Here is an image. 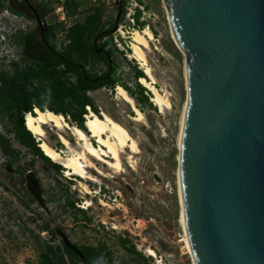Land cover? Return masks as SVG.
I'll use <instances>...</instances> for the list:
<instances>
[{
	"label": "rangeland",
	"instance_id": "374dc122",
	"mask_svg": "<svg viewBox=\"0 0 264 264\" xmlns=\"http://www.w3.org/2000/svg\"><path fill=\"white\" fill-rule=\"evenodd\" d=\"M80 1L83 3L78 15L73 18L66 15L63 20V16H59L56 11L60 5L59 0H28L35 12H43L41 7L44 6L45 17L40 23L32 11H28L27 15L21 12L20 0H0V73H13L10 62L19 60L22 52L18 37L26 33H35L39 37L42 28L47 26V21L64 23L65 28L54 39L57 49H63L66 30L76 21L82 22L91 8L102 4L99 0ZM142 2L150 7L146 24H149L151 32H156V35L152 32L155 40L147 53L148 63L157 79L155 86L170 100L171 109L160 110L151 99V106L139 105L136 101L145 120L135 122L130 118L134 115L130 106L116 99L117 86L89 91L88 96L98 109L99 116L108 114L122 124L137 141L140 149L135 155V169L124 158V171L119 174L92 158V162L102 168L107 176L90 170L98 178V183L74 176L67 177L63 169L57 171L49 163L34 156L12 133H6L17 159L11 165L10 156L4 155L0 150V264L39 262L44 243L54 246L63 244L57 230L64 232L77 247L97 248L104 244L105 252H110L113 260L109 264H156L155 258L146 253L148 248L155 251L159 261L163 258L162 264H193L184 248L178 193V139L183 106L187 99L184 76L186 56L173 39L162 1ZM11 9L23 15H16ZM117 13V7L108 9L104 6L103 21L107 28L116 19ZM121 24L125 25L124 22ZM121 24L112 32V41H108L106 49H112L113 52V77L119 78L121 83L128 85L136 93L134 67L142 72L143 69L137 60L128 55L132 52V34L137 29L121 28ZM97 44L99 48H103L104 41H98ZM127 46L130 51H127ZM24 65L21 64L22 67ZM95 69L97 72L104 70L101 65ZM149 95L152 96L151 91ZM5 124L8 125V122ZM46 131V141L54 148L57 149L58 143H61L59 138L64 135L72 146L80 150L78 139L69 130L59 131L53 126H46ZM5 132V125L0 120V133ZM90 140L96 145L92 136ZM62 146L58 150L69 155V150L63 144ZM29 172L39 182L44 205L36 200L27 186ZM78 181L87 184L93 195H83ZM68 200L75 203L76 209L67 206ZM86 200L92 202L91 207L85 206ZM82 206L88 210H84ZM45 226L49 229H43ZM114 226L117 228L114 229ZM125 240H128L126 247L123 245ZM131 247H135L146 260L136 261L128 251Z\"/></svg>",
	"mask_w": 264,
	"mask_h": 264
},
{
	"label": "water",
	"instance_id": "95a60500",
	"mask_svg": "<svg viewBox=\"0 0 264 264\" xmlns=\"http://www.w3.org/2000/svg\"><path fill=\"white\" fill-rule=\"evenodd\" d=\"M164 1L188 60L179 171L195 262L264 264V0ZM27 186L44 205L32 172Z\"/></svg>",
	"mask_w": 264,
	"mask_h": 264
},
{
	"label": "trees",
	"instance_id": "16d2710c",
	"mask_svg": "<svg viewBox=\"0 0 264 264\" xmlns=\"http://www.w3.org/2000/svg\"><path fill=\"white\" fill-rule=\"evenodd\" d=\"M20 1L29 4L28 0ZM82 3L80 0H65L63 6L67 11V16L72 18L77 16ZM3 6L2 2L1 7ZM41 8L43 12L37 11L38 20L45 17L44 6ZM147 9L149 10L150 7L147 6ZM11 11L23 15L19 11L12 9ZM140 15V13L136 15L137 27L142 30L147 24L140 21ZM103 17V4L91 8L82 22L76 21L66 30L65 46L61 50L57 49L54 39L58 32L65 28L63 22L47 21V26L42 28L39 37L35 33L21 34L18 37V42L22 46L20 59L10 62L13 66L12 74L4 71L0 73V120L4 123L6 131L4 134L0 133V150L4 155L10 156L11 165L16 162L17 154L6 138V133H12L16 140L32 151L34 156L49 163L57 171L63 169L43 154L39 141L26 128L25 115L27 113L35 115L36 108L43 112L49 110L55 114H61L69 124H74L73 126L89 134L85 126L87 107L99 115L98 109L88 96L89 91H96L102 87L121 86L139 105H152L149 101L151 99L149 91L137 83L140 78H146L141 69L134 67L136 93L131 87L121 83L119 78L113 77L115 72L113 52L112 49L107 50L106 47L113 36L115 20L107 28ZM123 19L124 11L118 25L123 22ZM152 32L156 35L154 30ZM102 40L104 46L99 48L97 42ZM127 48V51L131 50L129 46ZM22 63L25 64L23 67ZM98 65L104 68L103 76L100 74L102 72H97L95 69ZM106 75L110 76L109 79ZM95 79H98V83L90 85V80ZM6 122L8 125L5 124ZM58 147L63 146L58 143ZM65 193L67 194V190ZM67 206L76 209L75 203L71 200H68ZM43 229H49V227L45 226ZM127 242L128 240L123 241L125 247ZM79 248L85 256L84 259L66 248L64 244L54 246L44 243L41 247L40 260L35 264H106V261L113 262L110 257L111 253L105 252L104 244L97 248L91 246ZM128 251L134 255L136 261L146 260L135 247L129 248Z\"/></svg>",
	"mask_w": 264,
	"mask_h": 264
},
{
	"label": "bare ground",
	"instance_id": "6f19581e",
	"mask_svg": "<svg viewBox=\"0 0 264 264\" xmlns=\"http://www.w3.org/2000/svg\"><path fill=\"white\" fill-rule=\"evenodd\" d=\"M163 7L167 14V19L169 21L170 27V16L164 0H161ZM122 30V29H120ZM119 30V31H120ZM123 34V30L120 31ZM172 32V28H171ZM133 44L131 46L132 52L129 53V57L137 60L146 76V78H140L139 83L151 91V101L155 106L163 109H171L172 104L170 100L163 96L160 91L155 86L156 77L154 75L152 67L148 63V52L152 46L154 39L153 33L148 27H145L143 30H135L133 32ZM172 36L176 45L178 42L172 32ZM186 56V55H185ZM185 77H186V87L188 85V60L187 56L185 59ZM119 87V86H118ZM116 99L118 101H123L127 103L132 111L134 112L133 116H130L131 120L135 122H144L145 117L143 112L138 109L136 106L135 100L128 95V93L122 89L120 86L116 92ZM183 113L181 119V130L179 134V148L181 147V135L184 128V122L186 113L188 110L187 100L183 106ZM90 108V107H89ZM88 112L90 113L88 107ZM91 110V109H90ZM93 112V111H92ZM162 112V111H161ZM35 115L27 113L25 115V125L26 128L32 133V135L39 141L40 150L43 154L48 157L53 163L60 165L67 177L74 176L75 178H80L82 180H88L91 182L98 183V178L90 173V170H95V172L101 176L107 177L103 172L102 168L96 166L92 162V158L98 162L106 165L109 170L113 171L115 174H119L124 171V158L128 160L129 166L135 169V155L140 152L137 141L132 137L128 130L119 122L114 120L108 114H103L102 116L97 115L96 113L87 114L86 119V128L90 136L93 137V141L96 145L90 140V136L86 135L83 131L79 130L77 127L72 126L68 123L65 117L61 114H55L49 110L44 112L36 108ZM46 126H53L59 131L69 130L72 136H75L78 139L77 145L80 147V150L76 149L72 144H70L69 139L61 135L59 138L60 142L69 150L70 154L65 155L62 150H58L51 146L46 141L47 131ZM65 176V177H66ZM73 179V178H72ZM78 187L81 188L83 195H93L92 190L85 184L83 181H78ZM178 193L181 203V216L180 223L184 232L183 242L185 243V250L188 255H190L193 264H196L192 249L187 236L185 214H184V205H183V196H182V187L180 179V171L178 170ZM106 205L103 201H101ZM85 206L91 207L92 202L86 200ZM83 207V206H82ZM85 207H83L84 209ZM88 210V208L84 209ZM117 227L114 226V229ZM146 253L153 258H157L155 251L152 248H148Z\"/></svg>",
	"mask_w": 264,
	"mask_h": 264
},
{
	"label": "built area",
	"instance_id": "2783aa9c",
	"mask_svg": "<svg viewBox=\"0 0 264 264\" xmlns=\"http://www.w3.org/2000/svg\"><path fill=\"white\" fill-rule=\"evenodd\" d=\"M96 1V0H95ZM106 8L108 9H114L117 7L116 0H99ZM124 1V23L125 25L121 24V28H132L138 29L137 27V19L136 15L140 13V21L146 22L147 18H149V10L147 9V3L142 2V0H123ZM65 0H59V7L56 9L57 13H59V16H63V20L65 19V16L67 15V11L65 10L63 3ZM17 15V14H16ZM62 20V21H63ZM147 23V22H146ZM148 28H150L149 24L146 25ZM118 88V86H117ZM89 111L90 108L88 107ZM161 261H159L156 257V264H162L163 258ZM109 264V263H106Z\"/></svg>",
	"mask_w": 264,
	"mask_h": 264
},
{
	"label": "flooded vegetation",
	"instance_id": "af4514ba",
	"mask_svg": "<svg viewBox=\"0 0 264 264\" xmlns=\"http://www.w3.org/2000/svg\"><path fill=\"white\" fill-rule=\"evenodd\" d=\"M20 7H21V9H22L21 12H23L25 15H27V12H28V11H32V12H33V16H34V17L37 19V21H38V18H37L38 13L35 12V11H33L32 7H31L29 4L21 2ZM104 73H105V72L100 73L101 76H103ZM111 74H112V70L110 71V75H111ZM101 76H100V77H101ZM106 77L109 79L110 76H109V75H106ZM96 83H98V79L90 80V82H89L90 85H94V84H96ZM57 232H58V236L61 238V236H60V234H59V230H57ZM61 240H62V238H61ZM62 242H63V240H62ZM63 244H64V243H63ZM107 260H108V259H107ZM106 262L109 263V261H106Z\"/></svg>",
	"mask_w": 264,
	"mask_h": 264
},
{
	"label": "crops",
	"instance_id": "0c3cea01",
	"mask_svg": "<svg viewBox=\"0 0 264 264\" xmlns=\"http://www.w3.org/2000/svg\"><path fill=\"white\" fill-rule=\"evenodd\" d=\"M119 87H120V86H119ZM119 87H118V88H119ZM90 111H91V112H90V113L88 112V114L94 113V112H92V110H90ZM94 114H95V113H94ZM86 116H87V115H86Z\"/></svg>",
	"mask_w": 264,
	"mask_h": 264
},
{
	"label": "clouds",
	"instance_id": "9594fccd",
	"mask_svg": "<svg viewBox=\"0 0 264 264\" xmlns=\"http://www.w3.org/2000/svg\"><path fill=\"white\" fill-rule=\"evenodd\" d=\"M127 92V91H126Z\"/></svg>",
	"mask_w": 264,
	"mask_h": 264
}]
</instances>
